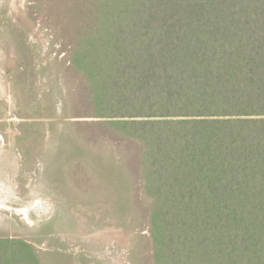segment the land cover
I'll return each instance as SVG.
<instances>
[{"label":"trees","instance_id":"1","mask_svg":"<svg viewBox=\"0 0 264 264\" xmlns=\"http://www.w3.org/2000/svg\"><path fill=\"white\" fill-rule=\"evenodd\" d=\"M86 141L122 144L149 264H264V0H62ZM0 239V264H41Z\"/></svg>","mask_w":264,"mask_h":264},{"label":"rangeland","instance_id":"2","mask_svg":"<svg viewBox=\"0 0 264 264\" xmlns=\"http://www.w3.org/2000/svg\"><path fill=\"white\" fill-rule=\"evenodd\" d=\"M61 1L0 0V239L41 264H149L147 203L124 147L86 141L95 119L75 115Z\"/></svg>","mask_w":264,"mask_h":264},{"label":"bare ground","instance_id":"3","mask_svg":"<svg viewBox=\"0 0 264 264\" xmlns=\"http://www.w3.org/2000/svg\"><path fill=\"white\" fill-rule=\"evenodd\" d=\"M0 205H1V203H0ZM2 206H3V207H6L7 209L9 208V207H7V206H5V205H3V204H2L0 207L2 208ZM25 210H28V207L23 208V210H22V209L17 210L16 212H17V213H18V212H23V213H24Z\"/></svg>","mask_w":264,"mask_h":264},{"label":"flooded vegetation","instance_id":"4","mask_svg":"<svg viewBox=\"0 0 264 264\" xmlns=\"http://www.w3.org/2000/svg\"><path fill=\"white\" fill-rule=\"evenodd\" d=\"M1 206V205H0Z\"/></svg>","mask_w":264,"mask_h":264}]
</instances>
